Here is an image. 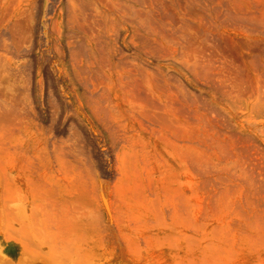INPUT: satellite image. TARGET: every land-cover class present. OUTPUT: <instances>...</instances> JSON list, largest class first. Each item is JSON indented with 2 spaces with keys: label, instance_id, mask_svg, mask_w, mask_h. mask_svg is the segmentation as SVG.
I'll return each instance as SVG.
<instances>
[{
  "label": "rangeland",
  "instance_id": "1",
  "mask_svg": "<svg viewBox=\"0 0 264 264\" xmlns=\"http://www.w3.org/2000/svg\"><path fill=\"white\" fill-rule=\"evenodd\" d=\"M31 1L0 0V28L5 19H15L23 30L31 29L36 45L26 54L38 62L29 74L24 71L29 56L6 51V62L10 57L17 59L6 63L10 73L0 72V113L18 116L11 123L0 121V264H264V16L260 15L264 4L256 13L262 26L256 30L225 16L227 22L222 18L216 22L227 33L220 39L223 44L220 40L216 43L220 45L215 44L219 49L212 48L224 64H217L220 78L215 80L220 79V87L231 93L218 87L223 93L217 96V89L212 94V88L204 89L191 78L184 80L190 93L202 90L203 96H198L204 107L217 113L200 110L208 117L199 112L193 117L196 120L182 122L189 133L179 124L178 130L184 129L185 134L180 131L177 149L189 147L194 159L206 163L202 167L189 164L187 170L188 163L174 160L166 164L167 170L153 161L145 162L116 136L117 141H112L105 122L89 111L82 94L68 81L65 57L57 56V30L62 25L54 21L64 19L60 0H52L47 16L38 11L35 20L28 22ZM242 2L244 7L248 3ZM43 19H48L51 46L57 52L40 40ZM5 36L4 45L11 44V36ZM25 45L28 42L19 46ZM123 50L127 52L124 45ZM218 66L223 68L219 71ZM19 78L26 83L21 79L19 83ZM161 169L167 173L161 174ZM135 187L141 191H134Z\"/></svg>",
  "mask_w": 264,
  "mask_h": 264
},
{
  "label": "bare ground",
  "instance_id": "2",
  "mask_svg": "<svg viewBox=\"0 0 264 264\" xmlns=\"http://www.w3.org/2000/svg\"><path fill=\"white\" fill-rule=\"evenodd\" d=\"M103 1L104 0H60V4H61L60 17L63 16L64 19H60L59 22L57 23H56V20L54 21L55 24L61 23L62 25L61 27H59V30H57L58 31L57 37L59 40L58 44L60 45V46H57V43H56V46L58 47L57 49L58 52L55 49L56 47L54 48L51 46V44L53 45V42H52L53 39L51 40V38L49 37L50 34L48 33V27H47L49 25L47 22L48 19L46 21L43 19L44 20L42 23L43 33L41 35V39L40 38L39 39L43 41L42 43L46 46L48 50H50L51 47L52 49H55L57 54H59L57 55L58 57L60 56V54L62 57L61 59L65 57L67 61V64L66 63L65 64L68 65V70L67 68L64 70H66L65 74L67 76L68 81L73 86V88H75L76 91L82 94L83 103L86 105L89 111H91L94 116L98 117V119L105 122L104 123L105 128L108 130V132L110 131V133H112L113 135V138L111 137L112 139H114L116 136L115 139H117L118 141H121V143L123 141L129 147L134 148V150L137 152V156L139 153V156L142 159H145V162L153 161L154 163L159 164V165L161 164L162 166H166V164L167 166H169L171 161H174V160L181 161L178 163H182V165L188 163L187 170H189V167L193 166L194 163L196 164L200 163V165L205 164L206 162L204 163V159L202 160L203 161L202 162V161L194 159L191 156V154L188 152L189 149L191 148L187 147V150L183 151V149L185 148L181 147L183 149L178 150L180 148L177 146L178 144L176 143V140L178 139V135L181 134L180 131L185 132L184 129L178 130V129H181L180 126L182 128L184 127L185 129L188 126V125L183 126L184 122L186 124V121L188 122V120L190 121L194 119L193 117L197 116V113H199L200 110H204L206 111V113L207 112L211 113L210 111L213 110L211 108H210L211 110L210 109L208 110V108L206 109L204 107L206 105H204V101L200 99L203 96L201 93L202 90L200 89L201 90L199 91L200 93H197L196 95L194 93H190L192 91H190L189 89H186L187 86L185 85H188V84H186L187 82L184 83V80L185 79L189 80L187 78H191L193 82L196 83V85L200 84L202 85V87L205 86L204 89L206 87H208L209 89L212 88V91L213 90L215 91L217 89V91L219 90V93H217V96L220 93H223V92H220V89L225 90L224 87H222L223 89L220 87V84L222 82L218 84L220 82V79H219V82H218V79H217V82L215 79L219 77L218 76L219 73L217 70L218 69L217 64L221 66L224 64L221 62L220 57L213 54L214 52H212V48L215 46L216 43H220L219 40L223 39L224 35L226 36L227 32L224 34L223 33L224 31L223 32L222 30L220 31L218 27L220 24L216 22H219L218 20L225 16V18L226 17L230 18L233 21L239 20L242 23H246L248 26L253 27V29L255 30L259 27L261 28L262 26H260L261 24H259L257 21L258 17L256 13H258V10H260V7L262 6V4H264L263 2L264 0H250V1L247 0L248 3L247 5L245 4V7H244V2H242V0H106V2H103ZM51 2L52 0H32L29 3L30 9H27L28 10L27 16L29 19L27 21L28 22L34 21L35 16L38 14V11L42 12L43 16H47L49 11L53 8L51 5ZM249 8H251V11L253 12L248 10ZM263 12L264 11H262V13ZM260 15L264 16V14H260ZM9 18L12 20L11 17ZM3 20L4 18L1 20V23ZM6 20L7 19L4 20L6 24L4 22L3 23L5 24V26L7 25V27L4 26L3 28L1 27L2 29L0 28L2 30L0 31L1 32L0 37L2 39L1 38L0 39L3 41V37H2L3 35H6L5 37L11 36L10 38L11 42H9L6 39L7 42L11 44L8 45L7 43H5L4 45L5 40L3 42H0V69H1L0 72L2 73L7 72L8 67L6 63H8L11 60L10 58H12L9 56L10 57L9 61L6 62L8 58L6 56V51L14 50V52H17L18 54L19 52L21 53L19 56L21 55H22L21 57L29 56L30 58V55L29 54L27 55L26 51L30 53L31 52L30 50H32V48H34L36 45V40L33 38V32L31 31L29 27L28 28L30 30H27V29L23 30L22 29L23 27L20 28L18 26L19 24L15 21V19L14 21H10V20L6 21ZM221 20L226 21V19H223V18ZM215 24H217V26ZM1 26H3V24ZM233 27L232 29H234ZM262 28H264V26ZM243 31L241 30L240 33L242 34ZM245 33H246V29H245ZM259 34L261 33L259 32ZM220 41L222 43V40ZM27 42H28L29 47L25 45L26 47H28V48H25V46H23L27 50L24 49L25 51L21 52L23 47L20 48L19 45L20 44L23 45V43L27 44ZM222 44L221 46H223ZM123 45L125 46V49L127 50V52H124ZM216 45L218 46L220 44H216ZM216 48L217 50L219 49L218 47L215 46V49ZM217 50L215 52H217ZM12 54L14 53H11L10 55L12 56ZM15 56L18 57L17 54ZM14 60H11V61H14ZM33 60L34 59H32V57L30 58V60L28 59L29 61L28 67L26 66L24 67V65H27L26 62L24 61L25 63L23 65V67L25 68L24 71H26L29 74H33L34 72L32 70L33 68H35L34 62L36 63V61H33ZM10 63L12 66L13 62H10ZM37 64L38 62L36 63V65ZM9 65L10 64H8V66ZM11 66L9 67L11 68ZM13 67L11 68V70L14 69ZM222 68L219 67V71ZM17 69H18V65H17ZM9 70L8 72L10 73L11 71ZM15 70L16 69H14L13 71ZM227 72H228V69H227ZM12 74H14V72ZM0 75H3V74L0 73ZM24 75L25 74L23 73L22 76ZM29 76H32V75H29ZM66 76L64 75V77ZM5 78H6V74H5ZM8 78L9 77L7 76V79ZM26 78H28V76ZM9 79L10 80L8 81H11V78ZM20 79L21 78H19V83H21ZM21 80H22V83L23 81L25 83L27 81V80L25 81V79L24 80L21 79ZM40 81L42 80L40 79ZM40 81L38 80L37 82L41 83ZM224 81L225 80H223V82ZM29 82L27 84H29ZM27 84H26V87H27ZM19 87L20 86H18V88ZM218 87H220V89ZM42 88L44 89V87ZM42 88H41V91L43 90ZM214 91L212 94H214ZM225 91L224 93H226L227 95L231 93L228 90H227L228 93ZM66 92H63V93H66ZM198 94L199 95L201 94L202 96L199 97ZM195 96L199 97L198 98L199 100L195 98ZM223 96L227 97L225 96V94ZM194 105L197 106L196 109L197 108L199 109L198 110L193 109ZM206 113L203 112L202 114L200 112V115H204L205 117ZM214 113H217V112L214 111L212 114ZM10 115L12 116L13 112L12 114L0 113V121L5 122V121L10 120L9 122L11 123V121L13 120V117L14 116L16 117V113L12 117ZM207 117L208 115L205 118ZM199 121L198 123H200ZM203 123H204V120H203ZM71 125L73 126L72 122H71ZM69 132H72V131H69ZM222 132L223 131H221V133ZM185 133H189V130L186 131ZM188 135L189 134H186V136ZM217 135L216 137L219 138ZM115 139L112 141H117ZM126 139L127 141H125ZM188 142L190 143V140ZM188 146H191V145L188 144ZM73 147L75 149V146ZM53 150L52 152H54ZM77 151L78 150H76V152ZM223 151L224 150L222 149V152ZM190 152L192 153V151ZM61 155L63 156L64 153H61ZM75 158H77V156H75ZM63 159L65 160V158ZM60 162L62 163L63 161H60ZM65 162L67 161H64L63 163ZM163 163H165V165ZM189 164L191 165L189 166ZM142 165L140 166L142 167ZM200 165H196V166L200 167ZM123 166L125 167V165ZM167 166L166 168L167 170H169ZM179 167H181V165ZM150 169L148 167L149 172H150ZM158 169L160 170V168ZM171 169L174 170L175 168H170V171H173ZM149 172H147V175L151 173ZM154 172L155 171L153 170V173ZM163 173L166 174L167 172L166 171L162 172V169H161V174ZM169 174H172V173H169ZM174 174H176V172ZM174 174H172V176H174ZM150 178L154 179L153 176H151ZM154 180L152 182H154ZM148 186L150 188V185ZM140 189L141 187H135L134 191H141ZM142 189H143L142 191L144 192L145 187ZM150 189H153V188H150ZM182 199H183V196H182ZM187 204H189V202H187Z\"/></svg>",
  "mask_w": 264,
  "mask_h": 264
}]
</instances>
